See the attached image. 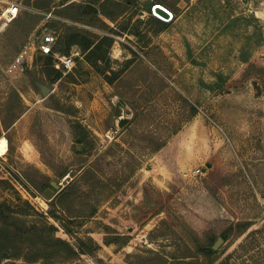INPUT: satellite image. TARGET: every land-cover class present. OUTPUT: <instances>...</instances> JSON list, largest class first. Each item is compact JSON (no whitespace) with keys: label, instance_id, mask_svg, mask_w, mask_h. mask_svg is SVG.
<instances>
[{"label":"rangeland","instance_id":"374dc122","mask_svg":"<svg viewBox=\"0 0 264 264\" xmlns=\"http://www.w3.org/2000/svg\"><path fill=\"white\" fill-rule=\"evenodd\" d=\"M112 1L120 11L114 22L99 13L103 0L66 3L95 5L94 17L113 31L59 16L61 0H17V16L0 18V137L8 144L0 179L11 184L0 183V202L24 208L27 200L47 214L50 201L86 168L106 183L94 216L80 224L61 220L72 235L46 215L71 244L91 236L95 252L34 263L0 257V264H128L127 254L148 250L194 257L193 233H207L211 247L223 239L212 264H264V0ZM154 3L174 17L156 18ZM64 25L89 40L107 35L112 41H103L100 58L72 45L75 81L52 82L56 58L36 47L45 28L56 26L58 37ZM37 83L50 93L43 96ZM11 103L13 112L22 110L15 118ZM120 116L129 119L118 128ZM77 123L88 143L77 140ZM65 168L64 176L54 174ZM39 171L59 185L48 186L50 196L24 178L26 172L38 180ZM113 180L122 182L114 187ZM124 236L121 245L105 243V237Z\"/></svg>","mask_w":264,"mask_h":264},{"label":"trees","instance_id":"16d2710c","mask_svg":"<svg viewBox=\"0 0 264 264\" xmlns=\"http://www.w3.org/2000/svg\"><path fill=\"white\" fill-rule=\"evenodd\" d=\"M66 1L67 0H61V3L59 4L60 7L56 10V13L59 16L73 19L94 27L113 31L101 19L99 20L94 17L97 14L96 11H90L86 8V6L82 7L78 3H66ZM88 1L98 2L100 0ZM111 2L114 1L103 0L100 4L99 13L114 22L116 15H119L120 11L117 12L119 9H113V5L110 6ZM34 6L37 8L47 7L46 5L39 4H35ZM93 17L95 20H91ZM37 18L38 17H34V22L37 21ZM161 21H157L161 24V26L158 27V30H162L165 27V24ZM53 28L57 29L56 26ZM63 29L64 34L56 37V44L54 46V50L61 54H69L70 47L74 44H78L84 51L90 49L89 51L95 53L96 58H100L99 53L103 41L108 40L109 44L112 41L111 37H108L107 35L100 37V40L98 41H93L89 40L87 35H82L79 31H76L73 27L64 25ZM87 34H91V32ZM51 70L53 72V76L50 78V81L52 82L57 80L69 82L75 81V78L70 71L64 74L62 69H57L54 66L51 67ZM19 100L20 99L18 98V102ZM20 104H22L21 101L19 106ZM15 105V103H11L9 105L11 118L17 117L18 113H20V111L22 112L21 109L18 113L13 112L12 110ZM63 110L67 113L74 114L73 110ZM77 125L80 127V131H77L76 129L73 130L77 140L79 142L86 141V143H88L86 128L80 123H77ZM151 138L154 140V138L157 137L149 135L147 139L150 140ZM158 147L159 146L156 147L155 144L153 149L155 150ZM90 149L91 147H88L87 152H89ZM53 171L57 177H62L68 170L65 168L62 171H58L57 169H53ZM23 175L24 178L39 192H44L46 187L50 186V177L40 171L38 172V180H35L26 172H24ZM121 182L112 181L114 187H118ZM0 183L5 184L6 186H11V184L4 179H0ZM105 186L106 183H104V181L99 177L98 173H96L92 168H86L81 175L69 181L50 201V209L47 214L35 211L27 200L22 201L24 208H19L18 206L12 207L6 202H0V257L22 258L26 262L34 263L39 259H47L59 254L68 258H73L77 257L80 253L91 254L95 252L99 245L91 236L74 237L75 243L71 244L69 241L58 237L55 234L57 228L48 220L46 215L58 221L63 226L66 233L68 235H72V231L65 223L63 224L61 220L67 219L71 223L80 224L81 221H78L79 219L94 216L97 204L103 196V187L105 188ZM79 205H81V207H79ZM31 210L36 214H39L41 219H34V217H31L33 214L30 213ZM56 212L63 214V217L56 214ZM248 226L249 224H246V227H244L238 234H242ZM107 228L108 227H106V229ZM206 234L201 236L193 233L192 241L197 250V252L193 255L194 257H190V255H179L170 258L157 251L148 250L139 253L127 254L126 262L128 264H212L218 256V251H214L210 245L206 244L204 241ZM115 238L117 237H105V243H119V245H121L122 243H126L128 237H122L120 239L121 241H116ZM199 255H201L202 258H199ZM221 264L231 263L224 261Z\"/></svg>","mask_w":264,"mask_h":264},{"label":"built area","instance_id":"2783aa9c","mask_svg":"<svg viewBox=\"0 0 264 264\" xmlns=\"http://www.w3.org/2000/svg\"><path fill=\"white\" fill-rule=\"evenodd\" d=\"M2 2L3 3H1L0 5V10H1L0 18L2 17L5 19V21L9 22L17 16L19 12V4L17 0H2ZM156 6L157 5L155 3L151 6L153 15L160 14L156 10H154ZM142 17H144V15H142ZM55 41H56L55 31L53 29L45 28L44 33L40 38V42L36 47V50H38L39 53H41L42 55H52V54L55 55L56 58V61L54 62L55 68L62 69L63 72H68L71 70V68L74 65V56L76 53L71 52L67 55H58L54 53L53 46L55 44ZM26 53H27L26 48L21 50V52L16 58V61L19 62L20 59L23 57V55ZM199 171L200 169H194L192 173L198 174Z\"/></svg>","mask_w":264,"mask_h":264},{"label":"water","instance_id":"95a60500","mask_svg":"<svg viewBox=\"0 0 264 264\" xmlns=\"http://www.w3.org/2000/svg\"><path fill=\"white\" fill-rule=\"evenodd\" d=\"M86 8H88L90 11H98V8L95 6V5H93V4H91V3H87L86 4ZM155 10L158 12V13H160L161 15H163L164 17H168L167 16V12L163 9V8H161L160 6H156L155 7ZM37 85H38V88H39V91L41 92V94L43 95V96H46V95H48L49 93H50V91H51V88L49 87V86H47V85H45V84H43V83H37ZM117 100L123 105V106H125L126 105V103H125V101H123V99H121V98H117ZM128 119H129V117H127V116H120L118 119H117V127L118 128H121L123 125H125L127 122H128ZM50 186H52V187H54V188H59V185L55 182V181H50ZM44 193H45V195H47V196H50L51 195V193H52V190L48 187V188H46L45 190H44ZM223 243V239L221 238V237H218L217 239H216V241L213 243V245H212V249L214 250V251H216L219 247H220V245Z\"/></svg>","mask_w":264,"mask_h":264},{"label":"bare ground","instance_id":"6f19581e","mask_svg":"<svg viewBox=\"0 0 264 264\" xmlns=\"http://www.w3.org/2000/svg\"><path fill=\"white\" fill-rule=\"evenodd\" d=\"M172 15H173V13H172ZM167 16H169V14H167ZM115 54H116V53H115ZM116 55H117V54H116ZM7 149H8L7 139H6V137L1 136V137H0V155L5 154L6 151H7ZM28 150H29V147H27V146H25V147L23 148V152H24L25 156L30 158V157H31V152H28ZM40 202H41V201H40ZM45 205H46V204H45Z\"/></svg>","mask_w":264,"mask_h":264},{"label":"crops","instance_id":"0c3cea01","mask_svg":"<svg viewBox=\"0 0 264 264\" xmlns=\"http://www.w3.org/2000/svg\"><path fill=\"white\" fill-rule=\"evenodd\" d=\"M166 7V6H165ZM166 8H168V7H166ZM169 9V8H168ZM170 10V9H169ZM171 12H172V10H170ZM173 13V12H172ZM173 17H174V13H173ZM55 44H56V41H55ZM55 44H54V46H55ZM54 46H53V51H54V53H56V54H58V55H66V54H61V53H59L58 51H56V50H54ZM71 53V52H70ZM75 53V52H74ZM77 54V53H76ZM53 55V54H52ZM54 57H55V55H53Z\"/></svg>","mask_w":264,"mask_h":264},{"label":"clouds","instance_id":"9594fccd","mask_svg":"<svg viewBox=\"0 0 264 264\" xmlns=\"http://www.w3.org/2000/svg\"><path fill=\"white\" fill-rule=\"evenodd\" d=\"M160 4V3H159Z\"/></svg>","mask_w":264,"mask_h":264}]
</instances>
